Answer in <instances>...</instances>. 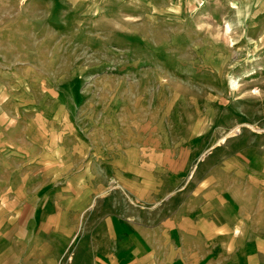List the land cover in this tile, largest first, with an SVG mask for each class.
Wrapping results in <instances>:
<instances>
[{"label": "rangeland", "instance_id": "1", "mask_svg": "<svg viewBox=\"0 0 264 264\" xmlns=\"http://www.w3.org/2000/svg\"><path fill=\"white\" fill-rule=\"evenodd\" d=\"M5 235L18 264H264V0H0Z\"/></svg>", "mask_w": 264, "mask_h": 264}, {"label": "crops", "instance_id": "2", "mask_svg": "<svg viewBox=\"0 0 264 264\" xmlns=\"http://www.w3.org/2000/svg\"><path fill=\"white\" fill-rule=\"evenodd\" d=\"M14 241L16 243H13ZM14 244H18V238L13 240L8 235L0 237V264H18Z\"/></svg>", "mask_w": 264, "mask_h": 264}]
</instances>
